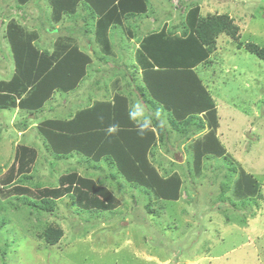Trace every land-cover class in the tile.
I'll list each match as a JSON object with an SVG mask.
<instances>
[{"label":"rangeland","instance_id":"1","mask_svg":"<svg viewBox=\"0 0 264 264\" xmlns=\"http://www.w3.org/2000/svg\"><path fill=\"white\" fill-rule=\"evenodd\" d=\"M214 2L149 0L145 13V35L166 19L169 28L180 26L195 5H201L202 16L228 14L239 27V40L219 35L209 60L195 69L209 82L205 85L219 104L222 139L219 126L217 136L229 160L211 155L195 171L194 146L209 129L177 142L174 135L182 131L172 128L170 112L151 110L136 87L143 84L136 57L143 36L142 15L126 20V34L120 28L110 31L112 51L103 58L91 29L94 19L83 3L77 5L75 15L63 14L57 21L49 0L25 4L0 0V82H9L16 72L7 41L13 22L36 35L34 44L40 51L51 52L64 43L62 38L73 37V46L90 59L75 87L55 89L41 108L10 105L0 110V187H22L0 195V264H264V60L245 48L247 42L264 46V0H225L219 6ZM227 6L229 12L222 13ZM97 88L102 89L99 95L93 94ZM118 93L130 98L136 124L150 122L162 128L163 142L148 158L160 174L181 177L178 200L157 198L140 179L128 182L94 149L59 155L47 147L42 131L47 121H69L80 110ZM167 134L171 141L165 140ZM22 152L34 155L26 180H19ZM240 168L260 182L258 199L235 195ZM72 171L109 187L117 200L113 208L99 213L83 210L68 194L56 199L52 211L22 204V194L31 191V198L40 196L43 190L60 186L61 176ZM47 225L63 230L55 244L40 237Z\"/></svg>","mask_w":264,"mask_h":264},{"label":"trees","instance_id":"2","mask_svg":"<svg viewBox=\"0 0 264 264\" xmlns=\"http://www.w3.org/2000/svg\"><path fill=\"white\" fill-rule=\"evenodd\" d=\"M17 1L20 4L28 2ZM49 2L57 21L63 14L75 15L80 3L88 7L90 17L94 19L92 33L105 54L103 58H107L112 51L110 31L120 28L126 34V20L144 15L149 5V0ZM238 31L239 27L230 15L209 14L204 17L200 6L195 5L187 10L180 26L169 28L167 25L158 31L149 32L142 37L136 50L137 68L138 72L140 68V79L143 82L136 87L143 101L150 108H157V111H169L171 116H167V119L172 128L187 136L194 131L209 129L194 146L195 171L201 169L203 158L211 155H221L229 161L224 145L217 136L219 122L216 103L195 69L209 60L219 35L226 34L239 40ZM62 39L64 43L56 45L53 51H40L34 44V33L26 31L17 22L10 24L7 41L12 50L16 72L9 82H0V110L10 105L39 109L55 89L69 91L84 77L85 67L90 62L88 54L73 46V37ZM245 48L264 60V46L247 42ZM130 103L128 95L118 93L110 100L97 101L92 107L80 110L69 121H47L48 124L42 127L48 141L45 143L59 155L66 150L94 149L99 157L105 155L106 162L110 161L117 174H122L128 182L134 183L140 179L157 198L178 200L182 189L181 177L177 174H160L148 158L157 146L158 139L163 142V130L150 122L136 124ZM197 116L200 121H197ZM22 153L18 157L19 176L22 175L19 180H26L33 167L29 163L34 155ZM235 170L233 167L232 171ZM239 173L240 182L235 186V195L246 200L258 199L260 182L243 168H240ZM12 177H9L10 182H14ZM60 183L58 187L43 190L40 196L34 195L31 198L32 192H26L19 200L21 198L22 204L32 208L52 211L56 207V199L68 194L78 208L93 209L96 213H99L98 210L113 208L117 202L109 187L99 185L91 177L79 175L75 171L62 175ZM21 189L20 186L10 189L0 187V195ZM62 235L61 228L47 225L40 237L49 244H55Z\"/></svg>","mask_w":264,"mask_h":264},{"label":"crops","instance_id":"3","mask_svg":"<svg viewBox=\"0 0 264 264\" xmlns=\"http://www.w3.org/2000/svg\"><path fill=\"white\" fill-rule=\"evenodd\" d=\"M172 1H173V0H172ZM220 2L223 3V2H225V0H219V1L216 0V2H214V5L219 6V5H221ZM200 6H201V5H200ZM212 7H213V9H214V6H212ZM200 8H201V7H200ZM223 8H225V11L222 12V13H226V12H227L226 10L228 9V6H227V7H223ZM228 12H229V11H228ZM228 12H227V13H228ZM206 13L209 14V13H210V10H208ZM201 15H203V14H202V8H201ZM142 16H143L142 31H143V36H145V14L142 15ZM155 21H156V20L153 21V25H154V22H155ZM143 23H144V24H143ZM167 23H168V24H167ZM167 25H171V24H170L169 20L166 19V21H164V22L160 25L159 29H157V30H150V29H149L148 33L151 32V31H158V30H160L161 28H163V27H165V26H167ZM148 33H147V34H148ZM143 36H142V37H143ZM81 46L84 47V46H86V44L83 43V45H81ZM198 66H199V65H198ZM198 66H197V67H198ZM197 67H196V69H197ZM200 77H201V76H200ZM201 78H202V77H201ZM202 79H203V78H202ZM203 81H204V83H205L207 86L209 85V82H206L204 79H203ZM88 88H89V87H88ZM209 90H210V87H209ZM101 91H102L101 88H99V89H98V88H97V89H94V90H93V94H98V95H99V94L101 93ZM211 92H212V91H211ZM95 98H96V97H95ZM145 104L147 105V103H145ZM217 104H218V103H217ZM147 106H148V105H147ZM217 106L219 107V104H218ZM148 107H149V106H148ZM218 107H217V108H218ZM149 108H150V107H149ZM151 110L156 111V112L159 113V110L157 111L156 109H152V108H151ZM154 128H155V130H157L156 127H154ZM218 131H219V134H218V135L220 136V135H221V134H220V132H221V131H220V126H219ZM191 132H192V131H191ZM187 133H188V132H187ZM184 135H185V134H184ZM174 136H176V139H175V140H176L177 142H179V143L182 142V141L187 140V139H186V138H187L186 135H185V136L181 135V132H179L178 134H175ZM164 137H165V136H164ZM167 139H168V140H167ZM221 139H222V135H221ZM165 140H167V141H171L172 138H170L169 134H167V137H166ZM221 141H222V140H221ZM157 142H158L157 145H159L161 141L158 139ZM155 153H157V152H156L155 150H153V152H152V157H154ZM161 153H163V151H162ZM167 158H168V159H171V157H169V156H167Z\"/></svg>","mask_w":264,"mask_h":264}]
</instances>
